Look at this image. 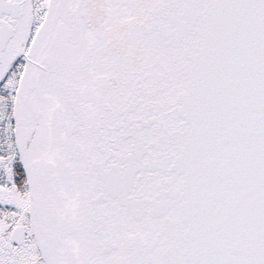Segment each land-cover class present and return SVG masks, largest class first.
Returning <instances> with one entry per match:
<instances>
[{
	"label": "snow or ice",
	"instance_id": "obj_1",
	"mask_svg": "<svg viewBox=\"0 0 264 264\" xmlns=\"http://www.w3.org/2000/svg\"><path fill=\"white\" fill-rule=\"evenodd\" d=\"M0 264H264V0H0Z\"/></svg>",
	"mask_w": 264,
	"mask_h": 264
}]
</instances>
